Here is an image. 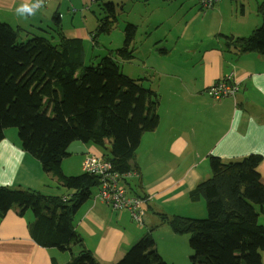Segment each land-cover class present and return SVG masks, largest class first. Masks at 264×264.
<instances>
[{"label": "trees", "instance_id": "1", "mask_svg": "<svg viewBox=\"0 0 264 264\" xmlns=\"http://www.w3.org/2000/svg\"><path fill=\"white\" fill-rule=\"evenodd\" d=\"M106 8L113 12V4ZM262 22L247 36L221 35L235 53L256 51L264 54V0L257 5ZM55 23L60 25L56 11ZM101 20L98 30H109ZM9 23L0 20V140L5 129L15 127L22 148L37 159L44 172L51 173L68 196L46 195L29 188L0 185V217L12 207L23 216L33 214L30 236L39 245L70 250L81 244L73 226L74 215L90 198L98 177L83 172L65 175L61 161L74 141L99 147L112 169L121 174L139 172L136 152L145 132L159 124V94L144 87L138 79L124 74L119 61L133 59L136 25L124 28V42L94 63L85 64L83 41L58 32L56 38L30 35L22 40ZM91 40H94L93 34ZM259 154L236 161L208 157L211 176L190 191L191 201L204 199L205 218L156 212L158 222L174 234H188L191 264H263L264 224L258 221L264 208V185L258 172ZM143 198L144 223L147 198ZM127 185L130 184L126 181ZM130 189V188H129ZM64 195V196H65ZM132 195V194H131ZM150 228L124 254L111 264H167L156 250ZM51 264H57L53 262ZM62 264H103L82 245L78 254Z\"/></svg>", "mask_w": 264, "mask_h": 264}, {"label": "crops", "instance_id": "2", "mask_svg": "<svg viewBox=\"0 0 264 264\" xmlns=\"http://www.w3.org/2000/svg\"><path fill=\"white\" fill-rule=\"evenodd\" d=\"M252 1L258 5L262 0ZM22 2L0 0V10L10 19L5 22L11 26L14 25L12 21L16 25L27 23L29 27L41 22L40 19L33 21V17L28 22L23 18L19 21L6 14L12 8L17 9ZM219 2L209 9H214ZM246 12L248 14L245 4L238 29L235 27L237 24L224 27L221 24L217 30L220 32L209 36L205 29L191 51L193 61L159 72L165 76L155 90L160 98L159 124L155 130L145 132L141 137L139 156L145 153L147 160L141 162L140 157H136L139 172L127 174L128 178L139 179L138 195L147 198L143 226L136 225L128 211L111 209L97 198L98 189H92L90 198L81 204L73 219L81 244L73 243L70 250L64 251L41 246L33 240L29 233L33 214L28 215L27 210L20 216L17 208L12 207L0 217V264H62L77 254L82 245L100 263H114L157 224L156 212L177 214L182 205L188 204L191 189L210 175L207 167L210 155L224 161H236L249 154L261 155L257 169L264 185V54L256 51L235 53L218 36L221 33L249 35L262 19L257 12L252 18ZM158 23L165 21L161 18L156 25H162ZM64 34L70 38L91 40L86 27L65 29ZM157 41L159 45L162 43L160 38ZM160 50L169 54L165 46H161ZM195 51L198 53L195 54ZM230 73L240 87L235 98L215 100L205 92L211 83ZM205 140L210 142L204 150L195 147ZM68 151L69 154L61 161L66 175L84 172L86 156H103L99 147L81 141L72 143ZM71 158H75L74 167H71ZM121 183L127 184L126 181ZM0 185L29 188L46 195H58L54 193L56 189L64 190L56 178L42 171L39 161L22 148L16 133L6 129L0 140ZM130 190L129 194L134 195ZM149 210L152 215L147 214ZM260 214H264V209L260 210ZM151 230L157 244L161 234H171L166 225ZM261 260L264 264V251H261Z\"/></svg>", "mask_w": 264, "mask_h": 264}, {"label": "rangeland", "instance_id": "3", "mask_svg": "<svg viewBox=\"0 0 264 264\" xmlns=\"http://www.w3.org/2000/svg\"><path fill=\"white\" fill-rule=\"evenodd\" d=\"M44 2V6L35 15L23 18L26 22L31 17H33V21L40 19L41 22L37 25L30 27L27 23L16 25L15 21H12L13 28H19L18 33L22 40L34 34L45 36L51 41L49 36L53 35L56 38L53 43H57L60 29L65 32V29L72 27H86L89 35L93 34L96 41L94 43L90 39H82L85 53L84 62L89 64L90 62L96 63L100 57L110 54V52L114 55L115 50L123 45L125 26L129 23L134 24L136 25V32L130 45L134 57L129 61H119V65L124 74L138 79L144 87L154 90H158L160 82L165 79V76H161L159 72H165L178 64L193 61L191 51L196 46V40L201 38L205 29L207 36H209V34L220 32L217 30L221 24L223 27L227 24H237L236 29L240 28L241 25L238 23L241 22V13L245 4L248 11L246 15H249L250 18L256 12L259 14L257 5L252 0H220L214 9L202 7L198 0H44ZM107 2L113 4V12L106 8ZM56 11L60 15L59 26L54 20ZM6 14L15 20H22L16 15L15 8ZM161 18L164 19L165 23H158L162 25L157 26L156 24ZM104 19L111 23L110 28L100 31L98 26ZM0 20L4 22L10 20L2 10H0ZM221 35L223 34L218 36L221 37ZM158 38L162 42L160 45L157 41ZM161 46H165L169 54H163L164 52L160 50ZM197 53L195 51V54ZM6 130L16 133L18 137L15 127H9ZM74 142L79 143V141ZM209 142L205 140L202 145L195 147L204 150ZM136 157H140L141 162L147 160L145 153L139 156L138 149ZM74 159H70L71 167H74ZM39 164L43 171L40 162ZM207 167L210 171V175L207 176L210 177L209 162ZM128 177L129 175L122 182L127 181L130 186L124 185L128 189L136 190L133 181H137V178ZM92 189L96 190L98 187ZM56 190L54 193L58 195L68 193L67 189ZM136 192L140 191L137 190ZM256 208L260 214L259 207ZM178 210L176 215L193 218H205L207 216L205 201L202 198L200 201H191L189 198L188 204L182 205ZM147 214L152 215V211L149 210ZM28 215H32L30 210H28ZM260 215L259 223L263 224L264 214ZM142 226L140 225V227ZM170 233L168 236L160 235L161 239H158V244L155 245L157 252L167 264H191L190 255L192 251L188 244V234Z\"/></svg>", "mask_w": 264, "mask_h": 264}, {"label": "built area", "instance_id": "4", "mask_svg": "<svg viewBox=\"0 0 264 264\" xmlns=\"http://www.w3.org/2000/svg\"><path fill=\"white\" fill-rule=\"evenodd\" d=\"M198 1L204 8H212L218 0ZM239 88L238 81L230 73L211 83L205 92L213 99L221 100L225 97L235 98ZM83 170L98 177L97 198L113 210L128 211L132 220L141 224L144 213L142 204L145 200L129 194L128 188L121 183L127 174L114 171L108 159L95 155H88L84 158ZM66 198L68 196H64L63 200Z\"/></svg>", "mask_w": 264, "mask_h": 264}, {"label": "clouds", "instance_id": "5", "mask_svg": "<svg viewBox=\"0 0 264 264\" xmlns=\"http://www.w3.org/2000/svg\"><path fill=\"white\" fill-rule=\"evenodd\" d=\"M44 6V0H23L16 9V15L21 18L35 15V13Z\"/></svg>", "mask_w": 264, "mask_h": 264}]
</instances>
